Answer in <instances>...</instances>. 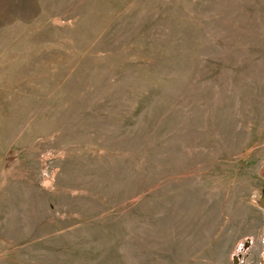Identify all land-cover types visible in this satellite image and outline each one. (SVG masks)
Returning a JSON list of instances; mask_svg holds the SVG:
<instances>
[{
  "label": "rangeland",
  "instance_id": "obj_1",
  "mask_svg": "<svg viewBox=\"0 0 264 264\" xmlns=\"http://www.w3.org/2000/svg\"><path fill=\"white\" fill-rule=\"evenodd\" d=\"M0 9V264H264V0Z\"/></svg>",
  "mask_w": 264,
  "mask_h": 264
},
{
  "label": "water",
  "instance_id": "obj_2",
  "mask_svg": "<svg viewBox=\"0 0 264 264\" xmlns=\"http://www.w3.org/2000/svg\"><path fill=\"white\" fill-rule=\"evenodd\" d=\"M259 206L264 210V196L259 200Z\"/></svg>",
  "mask_w": 264,
  "mask_h": 264
},
{
  "label": "crops",
  "instance_id": "obj_3",
  "mask_svg": "<svg viewBox=\"0 0 264 264\" xmlns=\"http://www.w3.org/2000/svg\"><path fill=\"white\" fill-rule=\"evenodd\" d=\"M0 13H1V9H0Z\"/></svg>",
  "mask_w": 264,
  "mask_h": 264
}]
</instances>
